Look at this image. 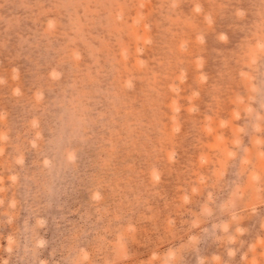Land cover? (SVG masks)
Returning a JSON list of instances; mask_svg holds the SVG:
<instances>
[{"label": "rangeland", "instance_id": "1", "mask_svg": "<svg viewBox=\"0 0 264 264\" xmlns=\"http://www.w3.org/2000/svg\"><path fill=\"white\" fill-rule=\"evenodd\" d=\"M0 264H264V0H0Z\"/></svg>", "mask_w": 264, "mask_h": 264}]
</instances>
